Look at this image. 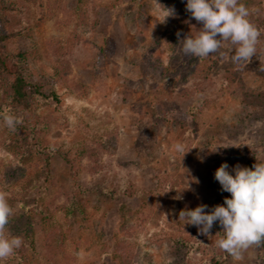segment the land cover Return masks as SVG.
Here are the masks:
<instances>
[{
  "label": "rangeland",
  "instance_id": "1",
  "mask_svg": "<svg viewBox=\"0 0 264 264\" xmlns=\"http://www.w3.org/2000/svg\"><path fill=\"white\" fill-rule=\"evenodd\" d=\"M14 1L30 35L10 48L27 55L20 61L26 78L59 96L34 106L44 128L40 140L70 160L53 158L39 202L48 218L34 229L33 249L22 243L16 258L23 264H119L117 241L131 244V264H206L224 255L216 244L223 235L218 222L202 235L179 213L213 207V189L205 184L216 181L229 152L242 156L233 157L238 164L264 162V115L247 121L239 96L240 82L247 93L264 94V0H239L261 35L256 55L238 64L180 51L177 32L183 39L202 27L185 10L186 0ZM168 8L175 15L165 18ZM191 59L199 67L194 73L186 69ZM192 107L195 117L187 114ZM4 117L0 192L13 210L5 235L22 238L13 224L24 213V198L36 194L29 182L41 167L20 169L2 148L16 129ZM177 142L184 155L173 150ZM176 239L193 250L177 252ZM229 258V264H262L259 245L240 260Z\"/></svg>",
  "mask_w": 264,
  "mask_h": 264
},
{
  "label": "clouds",
  "instance_id": "2",
  "mask_svg": "<svg viewBox=\"0 0 264 264\" xmlns=\"http://www.w3.org/2000/svg\"><path fill=\"white\" fill-rule=\"evenodd\" d=\"M165 10V18L175 15L174 8ZM185 10L202 24L195 35L183 39L177 32L180 51L185 56L205 58L217 54L238 64L250 62L256 55L261 33L249 20V9L239 0H186ZM225 45H228L226 49ZM19 122L14 116L4 117L9 128ZM173 150L185 154L181 142L174 144ZM214 178L222 191L231 194L230 198L225 197L222 205L213 206L209 211L204 204L182 210L179 219L197 227L202 235H209L214 223L218 222L223 235L216 241L217 246L240 260L243 251L264 243V162H257L252 168L237 164L231 172L224 162L215 170ZM12 211L6 195L0 192V264L13 257L23 243L19 236L5 235Z\"/></svg>",
  "mask_w": 264,
  "mask_h": 264
},
{
  "label": "trees",
  "instance_id": "3",
  "mask_svg": "<svg viewBox=\"0 0 264 264\" xmlns=\"http://www.w3.org/2000/svg\"><path fill=\"white\" fill-rule=\"evenodd\" d=\"M24 4L30 3L33 0H22ZM79 5L83 0H76ZM77 15H80V6L75 10ZM20 6L14 0H0V116H14L20 120L17 123L15 132L9 134L2 144V148L10 153L20 169L31 167L34 164L40 165L41 168H36V178L30 180L29 189L36 192L33 197H25L23 201L24 213L21 215L18 222L13 225L21 227L23 243L26 248L33 249L34 246V229L36 225H42L47 220V214L40 207L39 202L44 187L48 183L51 175V162L55 156L63 158L69 162L67 155L59 149L50 147L40 140L39 134L43 132V123L40 118L35 115V105H45L49 101H59V96L52 91H46L43 87L26 78L21 70L20 61L27 55L21 52L14 51L10 48L11 44L23 36L30 35L29 28L22 23ZM179 27L178 24L174 27L175 31ZM65 63V62H63ZM63 69H68V64L61 66ZM193 73L199 69L191 59L187 68ZM167 70V69H166ZM61 70L57 68V75H61ZM240 101L243 105L245 119H257L264 115V94H250L244 89L240 82ZM187 114L195 117L194 108H189ZM38 121V124H37ZM36 124V125H35ZM84 150H79L80 157L85 155ZM229 170L231 171L238 163L233 158H242L233 152H229ZM232 159V160H231ZM231 161V163H230ZM242 167L252 168L253 161H243L238 164ZM206 187L213 189V206L222 205L224 198L229 197L230 193L222 191L221 186L216 181H206ZM39 215V220L35 221L34 216ZM11 222L8 221L5 227H11ZM215 225V223H214ZM177 252L192 251L194 246L181 239L173 241ZM116 253L114 257L119 264H131L133 262L132 246L126 241H117ZM262 252V264H264V243L259 245ZM17 259L19 264H23L21 257H13L7 259ZM8 261V260H7ZM230 258L227 253L218 255L210 259L206 264H229Z\"/></svg>",
  "mask_w": 264,
  "mask_h": 264
}]
</instances>
